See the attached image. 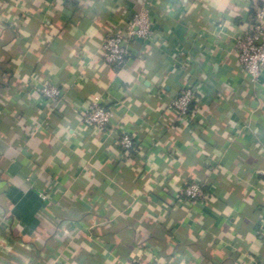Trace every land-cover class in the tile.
Masks as SVG:
<instances>
[{"label":"crops","instance_id":"obj_1","mask_svg":"<svg viewBox=\"0 0 264 264\" xmlns=\"http://www.w3.org/2000/svg\"><path fill=\"white\" fill-rule=\"evenodd\" d=\"M148 1L150 38L112 66L100 44L143 0H0V264H264V71L234 47L264 0Z\"/></svg>","mask_w":264,"mask_h":264},{"label":"built area","instance_id":"obj_2","mask_svg":"<svg viewBox=\"0 0 264 264\" xmlns=\"http://www.w3.org/2000/svg\"><path fill=\"white\" fill-rule=\"evenodd\" d=\"M150 2L143 0L142 6L126 24L124 33L119 32L103 38L100 49L103 61L112 66H121L126 57V41L148 40L151 35L152 20L150 16ZM240 66L251 81H255L264 71V9H258L254 22L234 42ZM43 98L48 102H57L60 91L57 87L46 85L40 89ZM196 100L192 87L183 88L171 101V108L178 117L184 118L190 112V106ZM111 110L94 97L88 107L81 113L84 127L102 132L110 124ZM121 154L129 156L135 150V142L128 133H122L118 139ZM42 199L45 195L39 193ZM181 197L194 204L205 199L204 184L199 181L185 182L181 190ZM140 264V263H134Z\"/></svg>","mask_w":264,"mask_h":264},{"label":"trees","instance_id":"obj_3","mask_svg":"<svg viewBox=\"0 0 264 264\" xmlns=\"http://www.w3.org/2000/svg\"><path fill=\"white\" fill-rule=\"evenodd\" d=\"M192 105V104H191ZM190 108H191V106H190Z\"/></svg>","mask_w":264,"mask_h":264}]
</instances>
